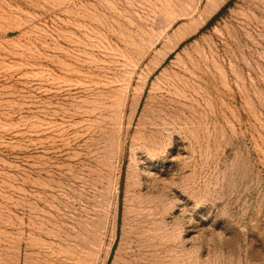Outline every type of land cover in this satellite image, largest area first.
I'll return each instance as SVG.
<instances>
[{"label": "rangeland", "instance_id": "374dc122", "mask_svg": "<svg viewBox=\"0 0 264 264\" xmlns=\"http://www.w3.org/2000/svg\"><path fill=\"white\" fill-rule=\"evenodd\" d=\"M0 264H264V0H0Z\"/></svg>", "mask_w": 264, "mask_h": 264}, {"label": "trees", "instance_id": "16d2710c", "mask_svg": "<svg viewBox=\"0 0 264 264\" xmlns=\"http://www.w3.org/2000/svg\"><path fill=\"white\" fill-rule=\"evenodd\" d=\"M226 5H227V4H226ZM226 5H225L224 7H226ZM224 7H223V8H224Z\"/></svg>", "mask_w": 264, "mask_h": 264}]
</instances>
